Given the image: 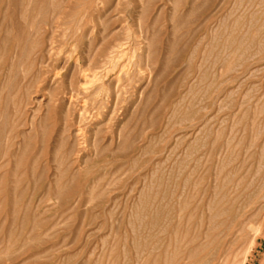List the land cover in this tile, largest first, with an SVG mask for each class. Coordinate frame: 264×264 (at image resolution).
<instances>
[{"label": "rangeland", "instance_id": "374dc122", "mask_svg": "<svg viewBox=\"0 0 264 264\" xmlns=\"http://www.w3.org/2000/svg\"><path fill=\"white\" fill-rule=\"evenodd\" d=\"M236 262L264 264V0H0V264Z\"/></svg>", "mask_w": 264, "mask_h": 264}, {"label": "bare ground", "instance_id": "6f19581e", "mask_svg": "<svg viewBox=\"0 0 264 264\" xmlns=\"http://www.w3.org/2000/svg\"><path fill=\"white\" fill-rule=\"evenodd\" d=\"M120 47H121V46H120ZM121 49H122V48H121ZM44 51H45V49H44ZM115 51H117V50H115ZM115 51H114V53H116ZM121 51L124 52L123 49H122ZM117 53H119V51H118ZM116 57H117V55H115V54H114V56H110L109 61H111V62L114 61V59H115ZM105 60H106V58H105ZM107 61H108V60H107ZM107 61H106V62H107ZM111 66H112V65H111ZM110 68H111V67H110ZM94 76H95V75H94ZM96 76H97V74H96ZM100 76H101V75H100ZM82 77H83V76H82ZM95 78H96V77H95ZM79 88H80V86H79ZM74 91H75V90H74ZM115 93H116V92H114V94H115ZM118 93H119V92H118ZM75 97H76V96H75ZM80 99H81V97H80ZM80 99H79V101H80ZM85 99H87V98H85ZM85 99H84V100H85ZM84 100H83V101H84ZM77 102H78V101H77ZM79 103L81 104V102H79ZM71 105H72V104H71ZM75 105H77V104H75ZM77 106H78V105H77ZM69 107H70V106H69ZM73 107H74V106H73ZM104 107H105V106H104ZM81 108H83V107H81ZM86 108H87V106H86ZM93 108H94V107H93ZM93 108H92V109H93ZM110 108H111V107H110ZM94 109H95V108H94ZM75 110H76V109H75ZM77 110H78V109H77ZM88 110H89V109H88ZM96 110H97V109H96ZM96 110H95V111H96ZM99 110H100V109H99ZM80 111H81V110H80ZM82 111H83V110H82ZM82 111H81V113H82ZM89 111H90V110H89ZM100 111H101V110H100ZM111 111H112V110H111ZM78 112H79V111H78ZM88 113H89V112H88ZM107 113H108V112H107ZM113 113H114V111H113ZM91 114H92V112H91ZM114 114H115V113H114ZM80 115H82V114H80ZM86 115H87V114H86ZM89 115H90V114H88V117H89ZM101 116H102V115H101ZM91 117H92V116H91ZM93 117H94V116H93ZM76 119H77V118H76ZM78 120H79V119H78ZM89 120H90V118H89ZM89 120L86 119V121H89ZM94 121H95V120H94ZM79 122H80V120H79L78 122H76V123L78 124ZM82 122H83V121H82ZM82 122H81V123H82ZM81 125H82V124H81ZM86 125H87V124H86ZM92 125H93V123H92ZM79 126H80V124H79ZM77 127H78V126H77ZM77 127H76V128H77ZM81 128L84 129L85 126H84V127H81ZM78 129H79V128H78ZM78 129H77V130H78ZM83 129H81V130H83ZM86 129H87V128H86ZM84 131H85V130H84ZM85 132H86V131H85ZM75 133H76V132H75ZM75 133H74V134H75ZM77 133H78V132H77ZM81 133L83 134V132H81ZM81 133H80L79 135H78V134H77V135L80 136ZM74 134H73V136H75ZM84 136H85V135H84ZM84 136H81V137H84ZM76 137H77V136H76ZM76 137H75V138H76ZM84 138H85V137H84ZM78 139H79V138H78ZM79 140H80V139H79ZM83 140H84V139H83ZM85 140H86V139H85ZM75 143H76V142H75ZM80 143H81V142H80ZM80 143H78V144H80ZM78 144H77V145H78ZM78 146H79V145H78ZM79 147H80V146H79ZM80 148H81V147H80ZM254 229H255V227H254ZM255 230H256V229H255ZM258 230H259V227H258L257 231H258ZM261 230H262V228H261ZM237 231L240 233V232H241V229H240V231H239V230H237ZM257 231H255V232L257 233ZM238 232H237V233H238ZM262 232H263V231H262ZM198 234H199V233H198ZM233 234H234V233H233ZM257 234H258V233H257ZM196 235H197V231H196ZM254 235H255V233H254ZM206 237H207V235H206ZM256 239H257V238H256ZM250 240H251V239H250ZM200 241H201V240H200ZM251 241H252V240H251ZM251 241H250V244H251ZM253 241H254V240H253ZM250 244H249V246H251ZM192 246H193V245H192ZM251 247H252V246H251ZM254 248H255V247H254ZM193 250H194V249H193ZM193 250H192L191 253H193ZM245 250H246V252H247V250H250V249H249V247H247V249H245ZM198 251H199V249H198ZM243 251H244V250H243ZM244 252H245V251H244ZM244 252H241V253H244ZM243 255H245V254H243ZM246 255H247V253H246ZM191 256H192V255H191ZM248 258H249V257H248ZM248 258H247V259H248ZM197 259H198V258H197ZM244 259H245V258H244ZM244 259H241L240 261H242V260L244 261ZM226 260H227V259H226ZM246 261H247V260H245V262H246ZM245 262H243V263H245ZM236 263L238 264V262H236ZM239 263H240V262H239ZM241 263H242V262H241ZM219 264H220V263H219Z\"/></svg>", "mask_w": 264, "mask_h": 264}]
</instances>
